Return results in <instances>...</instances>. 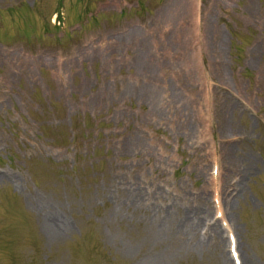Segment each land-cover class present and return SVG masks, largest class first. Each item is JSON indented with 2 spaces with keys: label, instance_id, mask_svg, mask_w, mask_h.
Segmentation results:
<instances>
[{
  "label": "rangeland",
  "instance_id": "374dc122",
  "mask_svg": "<svg viewBox=\"0 0 264 264\" xmlns=\"http://www.w3.org/2000/svg\"><path fill=\"white\" fill-rule=\"evenodd\" d=\"M0 176V264H264V0H0Z\"/></svg>",
  "mask_w": 264,
  "mask_h": 264
},
{
  "label": "bare ground",
  "instance_id": "6f19581e",
  "mask_svg": "<svg viewBox=\"0 0 264 264\" xmlns=\"http://www.w3.org/2000/svg\"><path fill=\"white\" fill-rule=\"evenodd\" d=\"M244 173L245 176L246 174L249 173L248 170L244 169L243 171H240V173H238V175H243L241 174ZM7 179L3 176H0V184L5 182ZM241 182L236 185V184H231V188L233 192L238 193L239 191H241ZM238 188V189H237ZM242 192V191H241ZM237 197V196H236ZM133 198L139 202H141L143 200L141 193H134ZM229 205V204H228ZM222 207L224 209V211H226L225 206L222 202V205L220 206V210L222 211ZM48 207L43 206V211L45 210L47 213V216L45 217V227L47 229V231L52 234V235H58L61 232H64L68 227L66 225V223H62V220L57 217V214H53L52 212L47 209ZM50 208V207H49ZM51 209V208H50ZM209 213V205L203 204L202 207H200L198 209V211L192 215V214H186L185 219H182L181 221V225H182V230H183V242H182V248L185 249H206L210 246L211 242H213V244L215 243V250L218 257V260L220 261L221 264H230L231 263V258L229 257V254H226L225 251L222 249V247L224 248V243H225V237H224V231L220 229L219 224H217L215 221H213V223L208 227H210L213 231V237L208 240L210 238L211 231L209 234V237H203V236H199L196 234L195 232V227L196 225L200 223H204L206 220H208L207 218L209 217L208 215ZM210 229V230H211ZM203 230V229H202ZM235 234V233H234ZM233 234V235H234ZM238 236V235H237ZM236 234L234 235V237L236 238V243H237V247L236 248V252L239 253V240L237 238ZM213 239V240H212ZM239 260L241 261V264H244L243 259H242V255H238ZM248 260V258H247ZM250 261V260H248Z\"/></svg>",
  "mask_w": 264,
  "mask_h": 264
}]
</instances>
